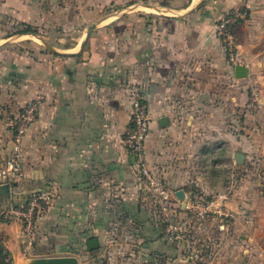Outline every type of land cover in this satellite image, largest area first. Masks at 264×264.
Listing matches in <instances>:
<instances>
[{"label": "crops", "instance_id": "obj_1", "mask_svg": "<svg viewBox=\"0 0 264 264\" xmlns=\"http://www.w3.org/2000/svg\"><path fill=\"white\" fill-rule=\"evenodd\" d=\"M139 1L0 0V164L14 147L8 118L37 104L20 142L22 174L2 200L20 203L32 192L49 197L31 237L20 222L0 221V243L12 264L64 256L66 241L103 235L107 222L120 215L146 224L141 246L147 256L170 251V241L150 231L153 197L124 144L135 89L150 113L146 157L175 193L178 217L193 213L197 196L226 197L214 205L231 216L207 219L196 239L199 255L208 260L210 246L209 264H264V0L148 5L150 11L138 12L129 28L118 19L96 21L109 7L112 14ZM235 8L250 12L234 31L237 64L247 68L241 78L217 34L219 20ZM53 14L76 34L41 39L52 52L38 42L28 50V36L37 33L10 31L42 29ZM81 14L89 20L79 21ZM106 25L115 29L113 36L96 31ZM164 117L165 126L159 122ZM207 143L228 168L211 180L201 165ZM221 145L227 148L220 153Z\"/></svg>", "mask_w": 264, "mask_h": 264}, {"label": "built area", "instance_id": "obj_2", "mask_svg": "<svg viewBox=\"0 0 264 264\" xmlns=\"http://www.w3.org/2000/svg\"><path fill=\"white\" fill-rule=\"evenodd\" d=\"M250 12L247 8H235L229 11L218 22L217 34L221 39L229 61L233 64L240 62V44L235 35V28L249 18ZM37 104L32 102L11 116L8 125L13 132L14 147L11 153L0 164V185L12 184L21 176L23 169L20 142L36 119ZM150 113L142 93L135 89L132 93V103L129 114L128 127L124 137L127 151L133 156L135 170L144 186L153 197L154 212L167 221L166 237L171 239H182L196 230H202L207 219L219 213L225 217L231 215L214 205L216 201L225 199L224 194H217L214 198L197 196L191 201L193 213L180 220L173 222L174 214L177 213V205L172 190L167 186L164 179L151 167L145 154L146 140L149 134ZM49 208V197L42 192H32L20 203H2L0 208V221H17L22 224L23 233L31 237L35 231L36 224ZM173 215V216H172ZM224 228V224L221 225ZM28 246H32L29 238Z\"/></svg>", "mask_w": 264, "mask_h": 264}, {"label": "rangeland", "instance_id": "obj_3", "mask_svg": "<svg viewBox=\"0 0 264 264\" xmlns=\"http://www.w3.org/2000/svg\"><path fill=\"white\" fill-rule=\"evenodd\" d=\"M191 1L192 0H143L127 7L121 12H112V14L110 12L113 11V7H109L102 14H100L101 18L95 20H101V22L104 24H109V22L118 19V21L125 22L124 26L127 25L129 28V26L132 24V20L137 18L138 12H141L140 15H142V12L150 11V9L147 7L148 5H167L169 7H174L175 9L188 5L191 3ZM74 15L76 14H71L70 16ZM63 19L64 18L53 14L49 19L51 21L49 22L50 25H47L42 29L35 28L37 36H28V38L33 40L29 41V44L26 45L28 50L34 52L36 48L35 42H38L39 44H42L44 50L52 52L51 47L45 46L41 39L48 40L49 37L56 38L74 36L76 34L74 29L66 26L64 27L62 24ZM86 19L89 20L88 15L81 14L78 20L80 21ZM53 26L61 27L60 29H57ZM107 27L108 25L102 26V28H99L96 31L98 32V30L103 29L105 32L111 33L113 36L116 33L115 29L112 30ZM127 27H125L126 30ZM25 28L26 27L24 26L18 29H11L10 31L17 33ZM108 33L106 34L108 35ZM226 148V146L221 145L220 153L224 152V149ZM204 149L205 155L201 160L202 171L204 173L203 176L206 179L209 178L211 180L212 176L217 172L221 173V175L222 173L227 174L228 168L226 158L221 156L219 157L217 155L215 146L212 143H207L205 144ZM174 197L176 198L175 193ZM175 202L178 203L177 198ZM176 208L179 209V206L177 205ZM157 212V214L154 212L155 218L151 223L153 228L151 227L150 231H154L152 234L153 236H156L157 238H166L167 241H170L172 246L170 251H167V253H155L154 255L147 256L145 251H142L143 249L141 246V243L144 242L145 238H147L146 234L144 233V225L146 224L141 220L124 215L117 216L116 220L110 219L107 222L106 232L103 235H93L92 237H86L84 239H76L74 242L66 241V249L61 250L60 253L64 254V256H77L79 259V264H209L211 262L210 259L212 257V252H210V246L206 247L208 249V255H206L208 260L204 259L205 256L204 258L203 255L200 256L199 254L201 253L197 251L198 245L196 246V239L201 233H196V230H193L192 233H188V235L182 239L169 240L165 234L168 222L164 221L163 217H159L158 208ZM151 216H153V214ZM174 219L175 220H173V222L177 221L178 223L183 218L178 217V213H175ZM91 238H97L99 240L98 247L94 249L89 247V240ZM180 246L183 247V249L180 248Z\"/></svg>", "mask_w": 264, "mask_h": 264}, {"label": "water", "instance_id": "obj_4", "mask_svg": "<svg viewBox=\"0 0 264 264\" xmlns=\"http://www.w3.org/2000/svg\"><path fill=\"white\" fill-rule=\"evenodd\" d=\"M235 75L237 77H245L247 75V68L243 64H237L235 66ZM167 118H161L159 121L161 125L165 126V123H167ZM236 160L238 162H243L244 156L241 153H237L235 155ZM177 196L179 197L180 200H184V192L183 190H178L177 191ZM10 195V186L9 184H2L0 185V208L2 206L3 200L2 198L4 197L7 199ZM99 245V240L97 238H91L89 240V247L94 249L98 247ZM28 264H79V259L77 256H47V257H35L30 260Z\"/></svg>", "mask_w": 264, "mask_h": 264}, {"label": "trees", "instance_id": "obj_5", "mask_svg": "<svg viewBox=\"0 0 264 264\" xmlns=\"http://www.w3.org/2000/svg\"><path fill=\"white\" fill-rule=\"evenodd\" d=\"M25 29L20 30L21 33H36L35 28L31 27L30 25H25ZM9 253L4 248L3 244L0 243V264H10Z\"/></svg>", "mask_w": 264, "mask_h": 264}]
</instances>
